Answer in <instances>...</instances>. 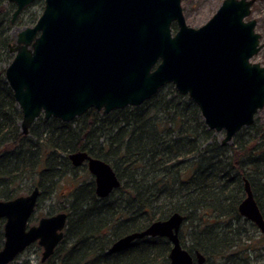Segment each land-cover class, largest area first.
<instances>
[{
  "label": "trees",
  "instance_id": "1",
  "mask_svg": "<svg viewBox=\"0 0 264 264\" xmlns=\"http://www.w3.org/2000/svg\"><path fill=\"white\" fill-rule=\"evenodd\" d=\"M14 9V3L0 0V199L37 186L32 223L40 202L52 197L61 180L73 184L57 198L67 222L54 253L36 263L20 254L10 264H169L166 237L136 239L116 252L109 248L175 212L184 216L180 243L194 261L198 252L205 264L264 262V233L238 212L246 178L264 217V125L254 120L221 144L199 107L168 83L138 106L106 114L90 108L69 122L41 115L24 134L21 110L4 76L13 58ZM76 151L107 162L120 186L98 198L91 175L76 178L83 166L74 167L68 158ZM3 226L0 219V249Z\"/></svg>",
  "mask_w": 264,
  "mask_h": 264
},
{
  "label": "water",
  "instance_id": "2",
  "mask_svg": "<svg viewBox=\"0 0 264 264\" xmlns=\"http://www.w3.org/2000/svg\"><path fill=\"white\" fill-rule=\"evenodd\" d=\"M15 4L11 22L34 0ZM257 0H223L213 16L197 28L186 24L181 0H44L33 26L19 30L9 51L5 79L21 110L27 134L40 116L69 122L90 108L106 114L138 106L162 86L174 88L197 104L205 125L224 131L229 143L253 123L264 107V65L251 58L262 46L255 19H247ZM172 25L175 26L173 31ZM75 167L85 163L94 177L95 194L105 198L120 186L113 168L86 151L70 153ZM239 214L264 233V217L244 178ZM39 195L0 199L4 242L0 264H10L33 243L43 248L41 262L64 236L67 213L40 217L29 225ZM184 216L175 212L129 233L109 248L118 251L136 239L166 237L169 264H205L182 247L179 230Z\"/></svg>",
  "mask_w": 264,
  "mask_h": 264
},
{
  "label": "rangeland",
  "instance_id": "3",
  "mask_svg": "<svg viewBox=\"0 0 264 264\" xmlns=\"http://www.w3.org/2000/svg\"><path fill=\"white\" fill-rule=\"evenodd\" d=\"M222 1L223 0H181L182 12L186 24L193 28L200 27L213 16V14L216 12ZM43 7H44L43 1H36L32 5L28 6L20 14L19 17L21 19L18 17L17 18L18 21H16L17 20L16 19L14 23L11 22L12 25L9 31V34L12 37L11 44L15 41L16 34L19 30H21L26 26H32V24H34L36 18L42 12ZM33 13L36 14L35 16L36 18L34 20H32ZM248 19H255L256 21L255 31L261 35L260 43H262V46L259 49L258 53L251 58V61L264 65V0H257L255 3H253L251 7V14L248 17ZM254 120H256L258 124L264 125V107L258 110ZM215 134L220 140L224 137V131L215 132ZM76 174H77L76 176L77 180H81V181L89 180L90 174L88 173L85 166H83V168L79 170ZM60 182L61 184L57 186L55 193L52 195V197H50L49 199L42 200L40 202L38 210L36 212L37 215L34 218L35 220L32 221V223L30 222L29 225L37 223L40 217L50 216L62 211L60 209L62 199L58 200L60 201L58 202L59 203L58 204L56 203L57 198L59 199L60 195L67 193V191H69L70 187L72 186L73 182H71L69 178L63 179ZM51 211L54 212L51 213ZM258 233H256V235H258ZM41 251L42 249L39 248L37 244H33L27 247L21 253L22 254L21 258H28L30 259L31 262L36 263L41 258V253H42ZM263 263L264 262H262V260L258 262V264H263Z\"/></svg>",
  "mask_w": 264,
  "mask_h": 264
},
{
  "label": "flooded vegetation",
  "instance_id": "4",
  "mask_svg": "<svg viewBox=\"0 0 264 264\" xmlns=\"http://www.w3.org/2000/svg\"><path fill=\"white\" fill-rule=\"evenodd\" d=\"M254 3H255V2H254ZM80 166H85L86 169H87V166H86L85 163L81 164ZM80 166H78V167H80ZM74 167H75V166H74ZM87 171H88V169H87ZM88 173L90 174L89 171H88ZM90 175H91V174H90ZM91 176H92V175H91ZM92 178H93V180H94V177H93V176H92ZM119 180H120V179H119ZM94 189H95V183H94ZM38 196H39V195H38ZM35 207H36V206H35ZM31 217H32V216H31ZM31 217H30V219H31ZM30 219H29V224H30ZM34 224H36V223H34ZM32 225H33V224H32ZM65 228H66V226H65ZM64 235H65V229H64ZM63 238H64V236H63ZM63 238H62V240H63ZM62 240H61V241H62ZM61 241H60V242H61ZM60 242H59V243H60ZM33 244H37V243L35 242V243H33ZM33 244H31V245H33ZM31 245H30V246H31ZM37 245H38V244H37ZM58 245H59V244H58ZM58 245H57V246H58ZM38 246H39V245H38ZM57 246H56V247H57ZM110 247H111V246H110ZM39 248H41V249L43 250L42 247L39 246ZM54 250H55V249H54ZM41 252H42V251H41ZM21 253H22V252H21ZM21 253H20V254H21ZM53 253H54V252H53ZM20 254H19V255H20ZM49 258H50V257H49ZM13 261H14V260H13ZM40 261H41V260H40ZM44 262H45V261H44Z\"/></svg>",
  "mask_w": 264,
  "mask_h": 264
},
{
  "label": "bare ground",
  "instance_id": "5",
  "mask_svg": "<svg viewBox=\"0 0 264 264\" xmlns=\"http://www.w3.org/2000/svg\"><path fill=\"white\" fill-rule=\"evenodd\" d=\"M122 237H123V236H122ZM119 238H121V237H119ZM119 238H118V239H119ZM116 240H117V239H116ZM116 240H115V241H116ZM118 251H119V250H118ZM111 252H116V251H111Z\"/></svg>",
  "mask_w": 264,
  "mask_h": 264
}]
</instances>
